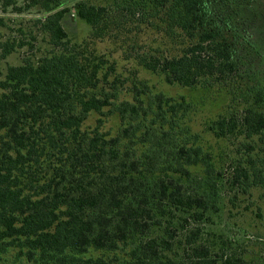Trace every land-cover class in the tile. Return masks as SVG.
<instances>
[{
    "label": "trees",
    "instance_id": "1",
    "mask_svg": "<svg viewBox=\"0 0 264 264\" xmlns=\"http://www.w3.org/2000/svg\"><path fill=\"white\" fill-rule=\"evenodd\" d=\"M254 1L75 0L63 8L30 0L51 50L0 79V255L13 252L10 264H264L263 243L248 249L206 227L219 211V183L264 194V73L239 15ZM70 11L91 39L150 24L166 50L137 53L139 66L168 85L228 96L210 126L217 138L242 140L226 181L195 143L182 97L142 81L131 101L118 100L115 83L100 88L106 61L71 44L62 25ZM92 112L116 115L115 134L99 131L101 120L82 128Z\"/></svg>",
    "mask_w": 264,
    "mask_h": 264
},
{
    "label": "rangeland",
    "instance_id": "2",
    "mask_svg": "<svg viewBox=\"0 0 264 264\" xmlns=\"http://www.w3.org/2000/svg\"><path fill=\"white\" fill-rule=\"evenodd\" d=\"M98 6H109L113 0H88ZM75 0H59L61 7H71ZM30 0H0V79L9 66H19L24 60L33 63L45 56L50 50L49 38L40 28L39 20L43 12L38 6H30ZM251 41L254 42L258 55L253 62L258 71L264 73V0H255L239 11ZM139 22L127 24L120 32H115L104 39H91L89 27L70 11L64 15L62 25L71 44L82 46L86 54L102 57L106 62L101 66L99 77L106 76L99 84L107 90L115 83L119 91L118 100H132L133 84L145 82L152 93H162L173 99L183 98L191 105L186 122L192 137L207 152L216 171L223 174L225 181L228 169L235 160L241 139H223L214 136L210 130L211 123L228 110V96L218 89H188L177 85H168L163 78L144 70L138 65L137 53L158 51L164 54L166 48L157 35L158 29L151 31L149 25ZM148 27V28H147ZM12 46L9 54L2 56L4 47ZM97 120H101L99 131L114 135L119 128L116 115L100 117L90 113L82 128L94 129ZM198 171V170H197ZM196 171V172H197ZM199 173V171L197 172ZM219 182V181H218ZM217 182V185H218ZM218 187L219 211L213 215L206 226L214 233H223L234 244H251L248 249L258 250L259 243L264 244V194L231 189L227 182ZM238 191V192H237ZM261 209V217L255 214V207ZM210 223V224H209ZM245 229L247 230L246 232ZM244 230V231H243ZM256 250V251H257ZM13 252L0 255V264H10Z\"/></svg>",
    "mask_w": 264,
    "mask_h": 264
}]
</instances>
